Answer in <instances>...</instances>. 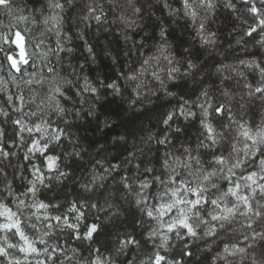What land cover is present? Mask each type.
I'll return each mask as SVG.
<instances>
[{
  "label": "snow or ice",
  "instance_id": "1",
  "mask_svg": "<svg viewBox=\"0 0 264 264\" xmlns=\"http://www.w3.org/2000/svg\"><path fill=\"white\" fill-rule=\"evenodd\" d=\"M217 2L218 0H178L180 6L173 7L169 0H160L162 7L158 10H167L168 17L182 16L193 23L201 46L215 49L218 44L217 34L210 30L208 22L215 13ZM109 3L112 4L113 0H109ZM258 3L259 6L257 0H248L246 13L252 18L251 23L247 19L243 21L245 25L243 34L236 42L246 44L244 37H248L264 49V0H258ZM73 4L74 0H47L45 5L34 9L33 13L24 15V10L14 4V0H0V12L6 16L20 22L31 19V23L36 24L38 15L39 22L45 26V31L54 33L56 37L55 48L49 47L39 53H29L26 37L21 31L14 30L16 25L10 23L7 31H0V54L4 57L3 61H0V73H5L4 76H0V91L6 92L5 102L12 110L21 114L20 118L12 121L18 126L17 134L27 132L32 137L24 159H30L29 154L43 158V168L36 164L32 165V179L27 181L24 191L16 193L11 183H6L5 199H0V257L7 261V264H31L28 258L33 255L36 257L46 255L49 260L53 259L59 245L50 244L45 239L52 236L53 228L71 229L77 240L82 238L91 240L99 228L95 223L85 225V231L81 234L78 223H70L69 218L63 215L52 216L48 213L50 207L59 208V204H49L37 199L41 187L49 188L52 180L59 182L68 176V173L60 168L61 158L46 153L51 145L59 144L67 135L65 129L53 126L50 117L55 115L65 118L69 114L62 101L71 99L66 96V92L72 82L59 76L48 57L50 54L72 51L71 48L64 46V41L70 42L71 37L63 31V13L66 6L70 7ZM120 7L121 14L118 20L124 27V41L130 44L129 53L133 49L137 51L143 49L147 39H155V33L150 36L146 32L147 27L159 29V42L155 45V50L142 59L140 68L133 70L126 79L137 81L151 69V76L164 88L166 80H177V74L181 79L199 77L201 81L206 75H211L207 70V62H201L191 48H184L183 64L175 59L171 52L172 46L169 43L165 21L160 17H154L152 0L143 2L124 0ZM223 7L234 13L238 12L233 0H223ZM127 9L131 10L130 15L127 14ZM81 12L79 19L86 27L92 21L101 25L107 20V13L99 0H88ZM3 27L0 24V29ZM130 33L144 35L137 41ZM43 43L41 40L35 47L39 49ZM88 51L91 54L93 49L89 46ZM37 56L45 61L43 67H46L47 73L51 75H43L42 68L28 72L23 67L27 65L35 68L36 60L33 57ZM162 61L166 62L164 67H160ZM215 71L220 76L219 96L202 87L195 101L183 100V97H180L183 102L165 113L162 119L166 126L162 136L150 133L146 138L142 137V146L128 152L118 163L112 161L105 163L106 157L95 160L91 178L81 185L85 192H92L94 188L103 187L108 177L119 173L116 182L122 189L121 198L134 205L154 224L147 233L148 239L153 242V251L145 260H141L140 264H183L181 260L169 259L162 254L170 250L173 240L217 237L220 233L230 235L236 231L233 227L236 222L245 229L241 233L242 240L223 243L222 252L217 253L214 259L222 261L223 264H231L229 257L239 256L241 261L250 259L251 264H264V250L260 253V259H257L256 253L258 244L264 242V115L259 121H251L246 118L244 111L253 101H259L264 105V57L238 59L234 64L220 62L215 66ZM161 72L164 76H161ZM17 73L20 75L17 76ZM226 81H234L242 91L232 92L229 87L223 86ZM8 83L16 87L15 93L3 87ZM33 85L46 88V92L39 100V94ZM106 87L116 93L120 91L115 83ZM25 88L28 89L27 96L23 90ZM139 89L140 84H136L135 90L138 95ZM84 90L97 92V88L87 83ZM166 95L176 96V93L167 89ZM29 105H35V110L25 111ZM193 105L199 110L201 128L197 142L194 147L181 145V149H175L171 136L167 133L171 131L179 135L183 129L179 126L173 127L176 120L180 118L189 120L197 116V112L192 110ZM234 105H238L237 111L233 110ZM76 114L79 115V111ZM92 114L91 111L88 112L89 116ZM0 116L8 117L9 112L0 107ZM24 117H37L39 122L31 123L30 126ZM64 122L67 123V120ZM34 133L37 135L33 136ZM4 137L5 130L0 127V157L8 159L15 153L5 150ZM20 140H24L22 135ZM153 141L165 149L162 157H155V164H158L159 168L149 166L153 164V160L140 159L137 156V153L143 156L146 148L151 152ZM113 143L126 144L127 138L120 134L113 137ZM225 147L227 151L224 150ZM103 149L104 145H100L99 150ZM74 154L80 155L79 152ZM129 165L134 169L131 175L127 174ZM96 166L102 169V172L97 173ZM121 169L125 171L121 172ZM53 172L54 176L49 174ZM7 197L12 198L10 202H6ZM88 206L97 207L96 204L87 205L74 201L69 206V212L76 213L75 220L79 221L85 217L82 208ZM33 209L35 211L28 215V211ZM33 217L41 222L45 231L41 232L37 223L32 222ZM25 221L28 222V228L39 233L38 237H32L27 233ZM9 234L11 238H18L17 242L13 243ZM37 244L44 247L40 249ZM133 246L139 247L140 242L134 236L126 235L119 240L116 254H124ZM187 248L188 244L185 243L182 255L191 256L192 253L187 251ZM10 250L23 254V257L12 255ZM92 251L96 253L95 258L87 264H116L111 255L102 257L99 249ZM35 264L47 262L37 259ZM128 264H134V261H128Z\"/></svg>",
  "mask_w": 264,
  "mask_h": 264
},
{
  "label": "trees",
  "instance_id": "2",
  "mask_svg": "<svg viewBox=\"0 0 264 264\" xmlns=\"http://www.w3.org/2000/svg\"><path fill=\"white\" fill-rule=\"evenodd\" d=\"M46 2L47 0H14V4L24 10V15L33 13L34 9L42 7ZM87 2L88 0H74V4L70 7L66 6L63 13V31L71 37L70 42L64 41V46L71 48L72 51L50 54L48 57L59 76L72 82L66 92V96L71 99L62 101L69 114L65 118L55 115L50 117L53 126L65 129L67 135L61 139L59 144L51 145L47 152L61 158L60 168L67 172L68 176L59 182L52 180L49 188L41 187L37 193V199L49 204H59V208L50 207L49 214L70 218L72 222L79 224L81 234L85 231V225L95 223L99 228L91 240L75 239L71 229L53 228L52 236L45 237V239L50 244H58L59 249L53 259L49 260L47 256L45 258L48 264H87L95 258L96 253L92 250L99 249V254L102 257L111 255L116 260V264H128V261L140 264V261L145 260L153 251L154 245L148 239L147 233L154 224L134 205L121 198L122 189L116 182L119 173L108 177L104 181L103 187L94 188L92 192L84 191L81 185L87 183L91 178L94 161L106 157L105 163L107 161L118 163L128 152L135 151L137 146H142V137L146 138L150 133L154 136H162L166 130L162 119L165 113L172 111L178 103L183 102L180 97H183V100L195 101L202 87L208 88L213 95L219 96L220 76L216 73L215 66H218L220 62L234 64L238 59H251L253 56L259 59L264 57V49H261L252 38L244 37L246 44H237L236 42L243 34L245 27L243 21L247 19L251 23L252 18L246 13L248 0H233L238 9V12L235 13L223 7V0H218L215 13L208 22L210 30L217 34L218 44L215 49L201 46L193 23L182 16L168 17L167 10H158L162 7L160 0H152L154 17H160L165 21L169 33V43L172 46L171 52L175 59L183 64L184 48H191L201 62H207V70L211 75H206L201 81L199 77L181 79L177 74L176 81L166 80L165 87L162 88L159 82L151 76L150 69L139 80L130 81L126 77L132 74L133 70H138L140 61L155 50V45L159 42V29L154 30L151 26L147 27L146 32L150 36L155 33V39H147L143 49L139 51L133 49L129 53L130 44L124 41V27L118 20V16L121 14L120 5L124 3V0H113L112 4L109 3V0H99L107 13V20L101 25L92 21L86 27L80 21L79 16ZM169 3L173 7L180 6L178 0H169ZM257 6H259L258 0ZM130 12L131 10L127 9V14L130 15ZM36 18L38 21L36 24L31 23V19L27 22H20L0 12V24L4 26L0 31H7L10 23L16 25L14 30L21 31L26 37L29 53H39L49 47L55 48V34L46 32L45 26L39 22L38 15ZM25 29L30 31H25ZM130 34L137 41L144 35L143 33ZM81 36L83 38H80ZM41 40L44 43L37 49L35 45ZM89 46L93 49L91 54L88 51ZM3 59V54H0V61ZM33 59L36 60L35 68L23 66L28 72L42 68L43 75H51L47 73V68L43 67L45 61L38 56ZM165 63L162 61L160 67H164ZM6 71L7 66H5ZM160 74L164 76L163 72ZM4 75L5 73H0V76ZM5 78L7 79L6 76ZM86 83L97 88V92L92 93L84 90ZM111 83H115L119 87V93L106 87ZM136 84H140L139 95L135 90ZM5 86H7L5 89H10L12 93L17 91L11 83L5 84ZM223 86L229 87L234 93L242 91L234 81H226ZM32 87L39 94L38 100L46 92V88L37 85ZM167 89L176 93V96L166 95ZM23 90L27 96L28 89ZM5 97L6 92L0 91V107H4L9 112L8 117L0 116V127L5 130L3 146L5 150L13 152L15 155L8 159L0 157V173H2L0 174V199H5L6 183H11L15 192L20 193L24 191L27 181L32 179V165L36 164L43 168V158L39 155L29 154L30 159H24L32 137L27 132L17 134L18 126L14 125L12 121L20 118L21 114L12 110L5 102ZM29 109L35 110V105H29L25 111ZM237 109L238 105H234L233 110L237 111ZM192 110L197 112L196 117L189 120L180 118L173 125V127L179 126L183 129L179 135H175L171 131L167 133L171 136L175 149H181V145L194 147L197 142L201 131L199 110L194 105ZM77 111H79V115L76 114ZM89 111L93 113L91 116L88 115ZM244 111L247 119L259 121L264 115V105L259 101H253ZM24 119L29 121V125L39 122L37 117H24ZM65 119L67 123L64 122ZM120 134L126 136V144L113 143V137ZM20 135L24 137L23 141L20 140ZM100 145H104L103 150H99ZM151 148V152H148L146 148L143 156L139 153L137 156L140 159L153 160V164L149 166L159 168V165L155 164V157H162L165 149L154 141L151 143ZM158 148L159 152H157ZM224 150L227 151V148L225 147ZM75 152H79L80 155L76 156ZM95 170L97 173L102 172L98 166ZM45 171L47 170L45 169ZM124 171L125 169H121V172ZM133 172V167L129 165L127 174L131 175ZM49 174L55 175L54 172ZM11 199V197H7L6 202H10ZM74 201L84 202L87 205L96 204L97 207H83L85 217L76 221L77 214L69 212V206ZM110 204L112 207H109ZM32 212L33 210L28 211V215ZM233 227L236 231L230 235L220 233L217 237L173 240L170 250L162 252V254L169 259L181 260L183 264H223L222 261L214 259L217 253L222 252L223 243L242 240L241 233L245 231L239 222L234 223ZM32 232L35 237H38V233L34 230ZM126 235L134 236L140 242V246H133L127 249L124 254L117 255L116 248L119 240ZM156 242L159 243V240ZM185 243L188 244L187 251L192 253L191 256L182 255ZM40 247L43 248L41 245ZM73 249L76 251L74 252ZM262 250H264V242H260L256 248L257 259H260ZM229 260L231 264H251L250 259L241 261L239 256L229 257Z\"/></svg>",
  "mask_w": 264,
  "mask_h": 264
},
{
  "label": "rangeland",
  "instance_id": "3",
  "mask_svg": "<svg viewBox=\"0 0 264 264\" xmlns=\"http://www.w3.org/2000/svg\"><path fill=\"white\" fill-rule=\"evenodd\" d=\"M4 88H7V86H3ZM31 126V125H30ZM35 135H37V134H33V136H35ZM47 155H51V154H48V153H46ZM45 163H46V161H45ZM15 210V209H14ZM35 210L33 209V212H34ZM47 211H49V209L47 210ZM49 213V212H48ZM29 215H31V214H29ZM37 215H39V213H37ZM32 222L33 223H37V225H38V227H40V231L41 232H43V231H45V229L42 227V224H41V222H38V221H36L35 220V217H33V220H32ZM69 222L71 223L72 221L70 220V218H69ZM27 223L28 222H25V225H24V227H25V230L27 231V233L30 235V236H32V237H35V235H33V232H32V229L31 228H28L27 227ZM54 223V222H53ZM39 235V233L37 234V236ZM9 236H10V238H11V234H9ZM12 239V242L13 243H15V242H17V240H18V238H11ZM41 246H43L44 247V245H41ZM37 247L38 248H40L41 249V247H40V244H37ZM10 252L12 253V255H14V256H17V257H23V254H21V253H19V252H17V251H15V250H10ZM46 255H41V256H39V257H36L35 255H33V256H30L28 259H29V261L31 262V264H35V262H36V260L37 259H40V260H45L46 261ZM47 262V261H46ZM0 264H7V261H4V259L2 258V257H0ZM48 264V263H47Z\"/></svg>",
  "mask_w": 264,
  "mask_h": 264
}]
</instances>
